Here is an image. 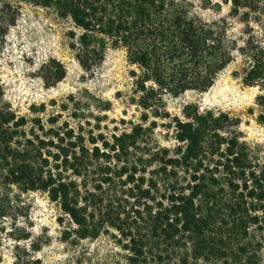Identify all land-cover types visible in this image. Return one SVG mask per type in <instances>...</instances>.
<instances>
[{"label": "trees", "instance_id": "trees-1", "mask_svg": "<svg viewBox=\"0 0 264 264\" xmlns=\"http://www.w3.org/2000/svg\"><path fill=\"white\" fill-rule=\"evenodd\" d=\"M221 1L245 29L212 0H0V63L19 4L50 11L72 26L84 72L122 53L141 111L108 136L78 103L64 119L18 114L0 84V191L46 194L71 225L65 240H106L126 264H261L252 240L264 238V162L241 140L240 121L193 104L171 117L165 107L207 92L238 58L245 83L264 91V46L248 22L264 17V0ZM58 73L56 82L61 64ZM255 104L264 124V92ZM151 117L169 119L173 147L154 140Z\"/></svg>", "mask_w": 264, "mask_h": 264}, {"label": "rangeland", "instance_id": "rangeland-1", "mask_svg": "<svg viewBox=\"0 0 264 264\" xmlns=\"http://www.w3.org/2000/svg\"><path fill=\"white\" fill-rule=\"evenodd\" d=\"M222 3L221 0H212ZM20 15L10 29L0 63V84L6 102L18 114L44 121L75 108L88 112L92 124L106 135L130 130L139 123L140 109L131 103V80L127 62L120 51H112L94 73L84 72L76 61L70 36L72 26L50 11L20 3ZM230 4H223L220 17H227L233 28L245 29V22L231 16ZM249 18V27L264 46V17ZM59 64L65 76L56 82ZM244 60L238 58L217 77L204 93L186 92L167 98L166 111L182 117L187 104L202 112L226 114L240 121L241 140L252 157L264 162V124L258 121L262 109L255 104L263 93L244 80ZM80 106V107H81ZM71 110V109H70ZM157 122L153 138L161 146L175 145L172 130L164 126L169 119L149 118ZM30 125L26 130H30ZM97 132V131H96ZM58 206L41 192L16 188L0 191V264H126L118 251L106 240H65L70 223L62 219ZM252 244L264 264V238Z\"/></svg>", "mask_w": 264, "mask_h": 264}]
</instances>
